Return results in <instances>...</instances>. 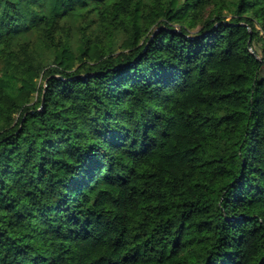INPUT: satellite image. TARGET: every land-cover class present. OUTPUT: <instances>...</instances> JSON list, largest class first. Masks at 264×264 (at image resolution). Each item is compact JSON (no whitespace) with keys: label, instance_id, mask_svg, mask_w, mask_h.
<instances>
[{"label":"trees","instance_id":"1","mask_svg":"<svg viewBox=\"0 0 264 264\" xmlns=\"http://www.w3.org/2000/svg\"><path fill=\"white\" fill-rule=\"evenodd\" d=\"M262 86L264 0H0V264H264Z\"/></svg>","mask_w":264,"mask_h":264},{"label":"rangeland","instance_id":"2","mask_svg":"<svg viewBox=\"0 0 264 264\" xmlns=\"http://www.w3.org/2000/svg\"><path fill=\"white\" fill-rule=\"evenodd\" d=\"M49 61H50V57H47L45 62H49ZM255 99L258 102V108H257L258 116H262L264 115V86L259 88L258 91L255 93Z\"/></svg>","mask_w":264,"mask_h":264},{"label":"water","instance_id":"3","mask_svg":"<svg viewBox=\"0 0 264 264\" xmlns=\"http://www.w3.org/2000/svg\"><path fill=\"white\" fill-rule=\"evenodd\" d=\"M249 44V43H248Z\"/></svg>","mask_w":264,"mask_h":264}]
</instances>
